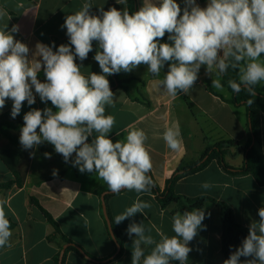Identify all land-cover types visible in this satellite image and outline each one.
Returning a JSON list of instances; mask_svg holds the SVG:
<instances>
[{
  "label": "clouds",
  "instance_id": "1",
  "mask_svg": "<svg viewBox=\"0 0 264 264\" xmlns=\"http://www.w3.org/2000/svg\"><path fill=\"white\" fill-rule=\"evenodd\" d=\"M116 2L125 7H100L99 15L92 13L90 2H85L78 11L66 15L61 25L66 28L69 43L57 47L55 42H37L31 58L29 47L13 35L19 31L17 25L0 28V109L11 100V117L16 118L24 102L31 106L38 95L51 107L33 108L24 114L19 137L24 149L46 142L81 173H95L114 194L124 190L149 193L155 184L145 131L129 125L124 139L113 142L109 138L116 120L106 114V108L115 102L107 77L146 65L147 72L158 78L157 89L176 98L190 92L202 66L206 75L215 77L212 87L224 91L220 78L231 69L238 72V79H229L228 87L235 93L246 90L255 96L256 86L264 83V0H207L204 7L197 0H183V9L177 0H143L132 13L127 0ZM6 15L0 10V19ZM166 33L171 43L161 42ZM93 42L97 44L94 60L101 73L85 74L82 62L93 51ZM165 65L168 70L161 78ZM41 72L43 82L39 79ZM253 102L247 101L249 106ZM162 138L172 152L183 149L178 123L167 126ZM44 156L51 158V153ZM212 186L209 182L201 184L206 190ZM5 203L0 201V248L11 246V222L4 211ZM151 206L138 195L115 217V224L138 213L145 216ZM258 216V221L250 223L241 245L223 264H264V207L258 210ZM205 218L203 208L176 212L171 218L174 235L157 230L158 240L143 222L133 221L127 228L130 238L134 234L131 264H188L192 251L189 244L199 230L206 228L202 223ZM241 257L251 259L241 261Z\"/></svg>",
  "mask_w": 264,
  "mask_h": 264
},
{
  "label": "crops",
  "instance_id": "2",
  "mask_svg": "<svg viewBox=\"0 0 264 264\" xmlns=\"http://www.w3.org/2000/svg\"><path fill=\"white\" fill-rule=\"evenodd\" d=\"M89 0H0V10L7 13L0 19V28L7 24L19 27L14 33L16 40L25 43L29 49V58L35 50L37 42L58 47L68 44L66 28H62L66 15L78 11ZM94 13L98 9L108 10L116 7L122 10L125 5L116 0H91ZM183 9V0H177ZM204 7L207 0H197ZM143 4V0H135V11ZM127 8L128 0H127ZM182 14V13H181ZM168 34L161 42H169ZM55 50V49H54ZM97 44L93 42V51L82 62L81 71L101 73L98 62L94 60ZM76 62L81 64L77 58ZM167 69L161 72V78ZM199 78L187 94H179L176 98L169 97L157 89L156 79L147 72L146 65H140L130 73L121 72L117 79L121 81L125 91L118 82L111 90L115 94L114 106L106 108V114L113 115L116 123L109 138L116 142L126 137L129 125L143 129L147 134L146 146L150 152L153 169L150 175L161 191L167 181L183 161H197L206 148L207 143L220 140H234L245 146L251 133L248 126L247 110L244 106L235 107L207 89L212 78L205 74V66L199 71ZM113 80L112 75L107 77ZM260 86H264L261 83ZM218 93L229 97V92ZM47 105L40 101L29 106L25 101L17 118L24 123L23 116L33 108L43 109ZM12 101L6 100L0 117L10 112ZM179 124L183 138V149L180 152L169 150L162 138L167 126ZM117 132L120 135H117ZM206 139V140H205ZM9 142L0 135V145ZM25 184L22 187L13 185L11 188L0 189V201H5L4 211L11 222V246L0 248V264H59L60 254L65 244L59 238H53L54 226L49 223L42 211L31 202V198L39 201L58 222L62 233L73 243L79 245L88 255L104 260L94 262L81 257L74 251L65 250L64 264H131L132 240L127 234L130 223L143 222L146 229H151V235L159 239L157 230L172 236V212L163 209L152 191L136 193L121 191L119 194L109 193L106 199L107 210L115 224V217L131 206L139 195L141 199L151 203V208L143 214L126 219L116 227L125 235L123 251L118 259L106 260L116 252V246L111 238L105 219L102 195L107 184L98 179L95 173H81L71 160L65 162L62 155L54 150V146L44 143L34 150ZM51 153L46 158L44 153ZM259 152L264 163V117L261 118V144ZM75 158L73 154L72 159ZM226 162L234 168H240L245 162L244 153L231 147L226 155ZM57 174L54 176L53 171ZM14 180V176L0 159V184ZM209 182L213 186L203 189L201 184ZM175 192L187 197L208 196L218 202L226 203L234 211L237 221L249 228L252 221H258V210L264 207V187L258 185L252 175H231L221 165L213 160L204 169L185 176L175 185ZM105 195V198L106 196ZM206 218L202 222L205 229L190 242L188 264H223L221 255L222 224L220 210L215 206L204 209ZM210 213V216L207 215ZM241 243L237 246L239 247ZM150 251V248L147 249ZM58 258V260H57ZM245 259L241 257V261ZM63 262V261H62ZM173 264H179L178 261Z\"/></svg>",
  "mask_w": 264,
  "mask_h": 264
},
{
  "label": "trees",
  "instance_id": "3",
  "mask_svg": "<svg viewBox=\"0 0 264 264\" xmlns=\"http://www.w3.org/2000/svg\"><path fill=\"white\" fill-rule=\"evenodd\" d=\"M88 2L92 4L91 0ZM128 6L130 13L135 12V0H128ZM91 11L94 13L93 7ZM165 69L168 70L167 65H165ZM112 77L113 80L110 84L111 88L115 85L116 81L125 91H127V88L122 85L123 83L117 79V74H113ZM39 79L42 82L45 80L42 72L39 75ZM220 79L224 88L229 92V97H225L224 95L218 93L209 85L207 86V89L215 96H218L223 101L235 107L244 106L246 108L248 126L251 133L249 142L245 146H241L240 143L234 140H220L214 143H207L205 150L197 161L192 163L183 161L181 163L173 176L167 181L166 187L163 191L160 190L155 181V186L151 189V191L155 195L159 205L163 209H170L173 215L176 212L183 213L185 210H192L193 208L205 209L208 206L217 207L220 210L222 224L221 255L223 259L226 260L229 258L231 251H234L248 235V228L241 225L237 221L234 211L226 203L218 202L214 198L208 196L187 197L179 195L175 192V185L180 179L204 169L213 160H216L221 167L231 175H252L258 185L264 187V163L259 152V146L261 144V118L264 117V86H260V84H258L255 88L256 95L252 96L249 95L246 90H242L240 93H235L228 87L227 81L229 79H238L237 71L229 69L228 73ZM248 100L254 101L251 106L248 105ZM46 105L47 107H51L50 102ZM23 124L24 123L17 117H11V111L0 117V135L9 142L6 146L0 145V159L14 176V180L0 184V189L11 188L13 185L22 187L25 184L32 160L30 152H34L35 148L26 150L20 144L19 137ZM91 140L92 137L89 138V142H91ZM231 147H235L238 151L244 153L245 162L240 168L231 167L225 160L227 152ZM203 159H205V161L199 164ZM104 191H110L108 186L103 191L98 192V194L101 195ZM109 196L110 195L106 196L105 201ZM31 202L42 211L46 220L54 226L55 233L53 238L61 239L68 245V250L74 251L83 258L88 256L94 262L104 261L88 255L79 245L73 243L69 238H67L62 233L58 222L40 205L37 199L31 198ZM107 213L114 236L111 234L110 230L109 232L113 243L116 246L115 254L106 259L111 261L114 259L116 260L121 256L126 238L124 233L114 224L108 210ZM118 246L120 247L119 252H117ZM62 264H64V260Z\"/></svg>",
  "mask_w": 264,
  "mask_h": 264
},
{
  "label": "water",
  "instance_id": "4",
  "mask_svg": "<svg viewBox=\"0 0 264 264\" xmlns=\"http://www.w3.org/2000/svg\"><path fill=\"white\" fill-rule=\"evenodd\" d=\"M205 159H203L199 164H201L202 162H204ZM109 193H112L111 191H105L102 195V206H103V211H104V215H105V218H106V221H107V224H108V227H109V230L111 232V234L113 235V232H112V227H111V222L109 220V217H108V213H107V206H106V201H105V195L109 194ZM114 236V235H113ZM68 245H65L61 251V254H60V259H59V264H62V261H63V257H64V253H65V250L67 249ZM120 251V247L118 246L117 247V252ZM86 258L88 260H91L88 256H86ZM92 261V260H91Z\"/></svg>",
  "mask_w": 264,
  "mask_h": 264
}]
</instances>
